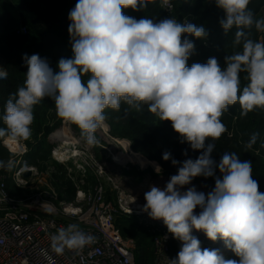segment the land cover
<instances>
[{"label": "clouds", "instance_id": "1", "mask_svg": "<svg viewBox=\"0 0 264 264\" xmlns=\"http://www.w3.org/2000/svg\"><path fill=\"white\" fill-rule=\"evenodd\" d=\"M151 2L77 0L68 15L72 57L60 58L54 71L47 58L24 54L27 72L4 106L0 139L27 141L34 107L46 97L54 101L59 118L79 127L88 146L99 143L96 131L107 118L106 109L120 110L124 102L140 112L146 105L159 120L171 122L180 143L202 150L195 160L182 162L165 151L162 158L178 166L177 174L163 189L153 185L145 193L143 211L162 220L182 242L170 264H264V193L253 179L252 162L242 161L236 152L226 151L218 163L211 155L215 141L227 131L221 117L229 106L238 103L241 117L264 108V42L250 38L248 31L253 26L264 31V19H255L250 0H215L224 12L222 29L225 34L236 29L233 44L242 50L227 55L223 67L215 57L188 66L195 45L182 36L204 38L205 27L175 18L136 19L123 12L145 10ZM161 4L173 6L171 0ZM241 73L247 74L243 87ZM7 78V69L0 67V80ZM257 138L253 133L245 147L252 148ZM13 166L12 160L0 161V168ZM155 170L161 171L159 165ZM199 176L215 177V187L207 195L195 186L180 190ZM197 207L199 213L194 211ZM193 229L213 242L222 240L239 260L226 258L219 249H202ZM50 239L53 251L62 254L66 248L83 249L95 237L69 224Z\"/></svg>", "mask_w": 264, "mask_h": 264}, {"label": "trees", "instance_id": "2", "mask_svg": "<svg viewBox=\"0 0 264 264\" xmlns=\"http://www.w3.org/2000/svg\"><path fill=\"white\" fill-rule=\"evenodd\" d=\"M171 1L174 6L172 11L162 6L161 0H152L145 10L134 11L128 8L123 9V12L136 19L148 17L154 22H159L163 19L175 18L180 23L187 21L204 26L207 32L204 38H196L188 34L182 36V40L186 36L195 45V51L187 61L188 66L192 63L203 64L209 58L215 57L223 67L227 55L242 50V46L233 44L236 29L233 28L228 34H225L222 29L219 21L224 17V12L216 6L215 0ZM76 3L77 0H0V67L8 71V78L0 80V117L3 115L4 106L10 95L23 84L25 79L27 66L22 59L24 54L38 53L42 58H47L54 71H58L57 65L60 58L72 57L68 32L71 21L68 15ZM249 8L254 12L255 19H264V0H250ZM248 31L251 32L250 38L264 42V31H257L255 26ZM240 76L241 87H243L248 83L247 74L241 73ZM84 78L86 80L87 76ZM53 107L55 103L48 97L34 107L33 123L36 124V136L43 130L47 119L46 112ZM240 112L241 109L237 103L229 106V110L222 115L221 120L226 125L227 131L215 141L211 155L217 163L226 151L236 152L242 161H251L253 179L258 181L259 191L264 193V108H257L245 117H241ZM105 115L117 135L131 139L135 149L157 160L166 174H176L178 166H173L171 160L165 161L162 158L165 151L170 152L172 158L181 162L187 158L195 160L202 151L192 150L187 142L180 143L179 134L174 131L171 122L159 120L148 111L146 105L142 111L137 112L121 102L120 110L108 108L105 110ZM3 126L0 120V127ZM51 130L52 128L47 126L45 134ZM253 133H257L258 138L252 148L248 149L245 146ZM1 140L0 161H4L8 160L10 155L2 148ZM208 142L206 141V144ZM25 144L32 148L29 156L34 160L39 155L40 149L34 147L29 139L25 141ZM50 150L51 147L43 156L44 158L48 159ZM185 150H187V156L183 155ZM216 171H219L218 168ZM89 177L96 186L97 178L93 175ZM65 184H68V188L63 190L66 188ZM65 184H57L56 187L61 190V195L65 194L66 200L75 201L77 184L72 181ZM117 222L126 236L132 235L135 239L136 264H155L158 255L155 242L161 237L162 231L151 229L144 223L145 226L141 225L129 215H118ZM154 232L159 236L154 237L151 234ZM180 248L181 246L175 240L170 241L169 255L172 259L176 258Z\"/></svg>", "mask_w": 264, "mask_h": 264}, {"label": "built area", "instance_id": "3", "mask_svg": "<svg viewBox=\"0 0 264 264\" xmlns=\"http://www.w3.org/2000/svg\"><path fill=\"white\" fill-rule=\"evenodd\" d=\"M172 4V1H171ZM173 5V4H172ZM171 9L166 8L168 11ZM107 129V128H106ZM108 130V129H107ZM58 133L55 132L52 136ZM57 145L53 149L54 157L59 162H71L76 167L84 166L85 171L97 178L98 184L93 190L79 191L75 203L59 202L53 190L35 193L26 198L13 194L9 189L10 177L18 184L23 183L24 173L31 171L36 177L37 170L33 165L16 164L13 172L0 170V264H136L134 240L124 237L116 225L118 215H128L127 210H143V203H133L119 194L120 205L113 201L112 194L101 183L89 151H82L77 143L64 142L62 137L52 138ZM74 148L72 157L63 156L62 149L67 145ZM10 146V143H8ZM125 150L134 153L130 145ZM86 150V149H84ZM88 152V155L86 154ZM22 152H18L16 155ZM81 160L83 162H81ZM117 161V159H115ZM97 164V163H96ZM121 166H125L122 164ZM88 168V169H87ZM130 216V215H129ZM69 224L79 225L80 230L95 237L93 243L83 249H65L58 254L51 248L50 237L61 227ZM162 231L156 239L157 259L155 264H170L169 243L175 240L162 220L147 224Z\"/></svg>", "mask_w": 264, "mask_h": 264}, {"label": "rangeland", "instance_id": "4", "mask_svg": "<svg viewBox=\"0 0 264 264\" xmlns=\"http://www.w3.org/2000/svg\"><path fill=\"white\" fill-rule=\"evenodd\" d=\"M45 118L47 119L43 125V130L38 133L37 136L35 129L36 124L33 123L31 125L32 134L29 137V140L33 142L34 147L40 149L39 155L36 156L34 160L29 156V152L32 148L27 147L24 140H18L16 138L8 139L9 137L1 140L2 148L5 149L10 155L8 160H4V162L9 160L14 161V166L10 170L11 172H13L16 164L20 161V165L31 164L35 166L38 173L36 177L32 174L29 177H25L22 184L16 183L10 177V180H8L9 189L13 194L19 197L26 198L38 192L53 190L59 197V202L72 204L75 203V201L66 200L65 194L61 195V190L56 187L57 184L63 185L68 181H72L73 183L77 184L76 186L78 187L76 194L83 190L86 192L87 190L91 191L95 187L92 178L89 177L91 175L85 171V168H83L84 166L79 165V167H76L71 162H59L56 160L59 158V156L54 157L53 149L57 144L54 143L50 137L59 130L63 135L64 142H78L77 144L78 146H81L82 151H89L90 156L94 157V161L97 164L89 160L88 162L94 164L101 172L98 173L100 175L99 179L101 183L107 188L108 194H112V199L117 206L120 205L119 194H121V192H123L124 196H126V198L133 203L145 204V193L150 191L151 186L154 185L163 189L170 177L175 175L164 173L157 160L151 159L143 152L135 149L131 139L117 135L113 131L114 127L109 123L108 120H105L104 124L96 131V137L99 143L94 146H88L81 134L79 127L59 118L56 114L55 107L50 108L46 112ZM47 126L52 128V130L48 134H45V128ZM43 138L44 141L41 142ZM8 143H10V146ZM127 144L130 145V149L134 153L133 156L131 155L130 151L125 150V148H128V146H126ZM50 147L51 150L49 151V157L46 159L43 156ZM19 151L22 153L16 155ZM86 154L88 155V152H86ZM115 159H117V161H115ZM81 162L83 161L81 160ZM122 164H125V166H121ZM157 165H159L161 169L159 173H157L155 170ZM216 176H220L219 171H216ZM192 186H195L197 191L203 192L205 195H207L215 187V177H195L190 185H185L180 190L186 191ZM64 187L66 188L63 190H66L68 188V184H65ZM194 211L199 213V207H197V209ZM130 216L134 218L135 221H138V223L141 225H147L156 221L155 219H151V217L144 215V217L137 214H130ZM116 225L124 237L135 240L132 235L126 236L123 233L118 222ZM150 228L152 229V227ZM151 231L153 232L155 230ZM151 234L154 237L159 236V234L156 232ZM192 234L200 240L202 249H219L226 258L239 260V257L235 256L231 250L225 247L222 240L213 242L209 240L203 232H198L195 229H193Z\"/></svg>", "mask_w": 264, "mask_h": 264}, {"label": "bare ground", "instance_id": "5", "mask_svg": "<svg viewBox=\"0 0 264 264\" xmlns=\"http://www.w3.org/2000/svg\"><path fill=\"white\" fill-rule=\"evenodd\" d=\"M60 131V130H59ZM58 131V133L56 134V135H54V136H52V138H57V137H62V133H61V131L59 132ZM66 132V131H65ZM67 145V147L66 148H64V149H62V155L63 156H68V157H72L74 154H75V151H74V148H72L71 146H68V144H66ZM141 209H143V208H141ZM127 213L130 215V214H137V215H141V216H148V217H150L149 215H148V213H146V212H144L143 210H127ZM143 216V217H144ZM143 217H141V218H143ZM152 219V218H151Z\"/></svg>", "mask_w": 264, "mask_h": 264}, {"label": "water", "instance_id": "6", "mask_svg": "<svg viewBox=\"0 0 264 264\" xmlns=\"http://www.w3.org/2000/svg\"><path fill=\"white\" fill-rule=\"evenodd\" d=\"M31 175V171H26L25 173H24V176L25 177H29Z\"/></svg>", "mask_w": 264, "mask_h": 264}]
</instances>
